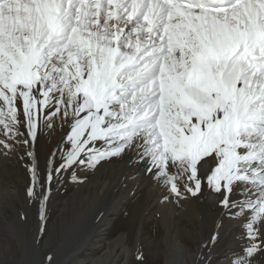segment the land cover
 <instances>
[{
	"label": "snow or ice",
	"instance_id": "6c2138e0",
	"mask_svg": "<svg viewBox=\"0 0 264 264\" xmlns=\"http://www.w3.org/2000/svg\"><path fill=\"white\" fill-rule=\"evenodd\" d=\"M53 117L69 131L48 183L128 150L162 202L223 194L244 221L231 264L264 253V0H0V150ZM29 171L43 225L48 192Z\"/></svg>",
	"mask_w": 264,
	"mask_h": 264
},
{
	"label": "rangeland",
	"instance_id": "374dc122",
	"mask_svg": "<svg viewBox=\"0 0 264 264\" xmlns=\"http://www.w3.org/2000/svg\"><path fill=\"white\" fill-rule=\"evenodd\" d=\"M38 139V141L42 139L41 134L38 135ZM33 150L34 148H32V157L34 158L37 151L33 152ZM43 152H46V148H43ZM37 153L36 156L39 155V152ZM17 157H15L16 159H9L11 162H8L7 165L12 163L9 166L12 165L16 168L20 165L23 166L22 171L24 169L26 171H23L22 175L19 173L14 177L1 176L0 178V188H8L10 191L13 190L14 192V195L9 197L8 192L2 191L4 189L0 190V213H2V215L0 214V224L1 222L3 224L0 230V238L4 240V244L1 243L2 241L0 242V264H51L53 262L52 254L60 247L59 244L61 245L64 239L74 235L75 232L73 231L75 228L71 226L74 221L78 220L77 216H74L73 219L75 220H70L69 227L66 226L65 220L61 219L63 210L65 209L70 217L74 215L75 210H69L68 205L64 206V204H62L63 200L73 198L72 195H74L78 189L75 186L76 184H74L75 182L82 186L84 183L90 182L94 174L92 172H94L95 169L91 168V171L87 172L83 167H79L76 174L67 171L59 177H54L53 181L48 183L47 176L49 172L52 171V167L57 165L55 164V159L54 165H50L49 161L52 157L46 158L47 160L41 157L44 161L41 162L37 172L38 183L43 185V188H39L38 191L42 194L48 192V199L45 203L47 222L43 230L37 231V221L32 213L40 208L41 202L39 199L33 200L27 196L28 188L32 183L29 169L33 159L30 158V160L26 153L23 157ZM56 157L58 158V155H56ZM58 161L61 162L60 159ZM84 189L88 188L84 187ZM145 197L146 193L144 196L142 195L138 201L137 199L128 201L127 204H125L126 206L124 205L123 208L119 210V214L114 218L111 227L108 228L105 235L96 238L91 245L84 248V251L77 254V257L75 256L71 259L68 258L64 260L63 264H114V261H117L118 264H173L167 261L166 255H164L165 253H170L171 247H166L165 243H162L165 232H163L161 221L155 217L143 216ZM229 198L230 201L238 200L236 193H232ZM26 199L29 200V217L31 220H34L32 221L33 227L29 229V234L34 235L35 241L33 240V247H38V250L33 249L34 251L31 257L25 255L24 249L27 248V246L20 231V221L24 215ZM70 202L71 204L75 203L74 200H70ZM232 211L235 212L236 210L233 209ZM5 212L7 214H5ZM224 216V218L221 219V222L224 221L222 224H226L225 222L230 220L231 215L229 209L226 208ZM173 219L174 224L177 225L175 230H173L175 231L173 238H176L179 242L177 244L180 246V249H178L179 254L184 251L186 264H200L199 262H202L201 264H224L227 260L231 261L234 255L227 258V260H223V258L232 255L235 253L234 251L240 252L246 243L242 238L243 240H241L240 244L238 243L240 247L232 249L233 247H231V244L233 242L227 235L226 229H222L215 242H213L212 237L215 235L216 231L214 225L209 223L204 225L205 221L203 220L198 222L197 226H195V221H192V219L190 220L189 217H183L180 222L186 225V227H189V229L187 228L184 231L178 227V225H181L180 227L185 226L180 224V222L177 223L176 216ZM6 225L9 226L8 229L5 228ZM80 228H82V224L78 226V229ZM69 233L73 235L67 236ZM242 233L243 232H241L240 235ZM36 235L39 236V239H35ZM124 238L125 241L123 242ZM122 242L124 243L123 245ZM68 246L69 244L67 245L65 243L61 250H66ZM124 246L129 249V253L125 250ZM138 255H141L142 258L137 259ZM49 258L51 259L49 260ZM198 259H201V261ZM192 260H194L195 263ZM254 264H264V253H260L254 258Z\"/></svg>",
	"mask_w": 264,
	"mask_h": 264
},
{
	"label": "bare ground",
	"instance_id": "6f19581e",
	"mask_svg": "<svg viewBox=\"0 0 264 264\" xmlns=\"http://www.w3.org/2000/svg\"><path fill=\"white\" fill-rule=\"evenodd\" d=\"M52 121L53 126L51 128H47L43 127L45 121L43 119L41 120V131L38 133V135L41 134L42 136V139L40 141H38L39 139L37 135L36 140L34 142L30 141V143L27 145L23 143L15 144L14 151L9 152L7 155L3 154V151L0 150V178L1 176L14 177L19 173L20 175H22V172L26 171L25 169L22 171L23 166L20 165L17 168L12 165L9 166L12 163L7 165L8 162H11V160L9 159H16L15 157L17 156L23 157L26 153L29 159H33L30 168L34 166L38 171L41 162L47 160L46 158L52 157V154L56 152L58 146L61 145L65 134L69 131L67 124L61 121L59 117H53ZM22 130L26 131L24 128H22L21 131ZM25 138L28 137H18L17 139L22 140ZM9 143H13V141H9ZM32 148H34L33 152H39L38 156H36L37 152L35 153L34 158L32 157V155H28L29 152L32 153ZM43 148H46V152H43ZM57 155L58 158L55 156L54 159L55 164L59 166L60 162L58 160L60 159L61 154L57 153ZM41 157H44V160H42ZM205 160H207L208 163L205 164L204 167L200 168L199 175L201 176L208 174L215 165V161L212 157H206ZM203 163L204 162L202 161L201 164ZM79 167H83L87 172L91 171V168L85 167L83 165L73 166V169H69L68 171L70 173L76 174ZM146 167L147 165L144 162L140 161L136 157V154L134 152L125 150V152L120 156H115L110 159L101 161L96 166V168H94L95 171L92 172L94 173L91 178L92 180L88 183L86 182L87 184L84 183L82 186L78 185L79 183H74L78 188H76L77 191H74L75 193L74 195H72V199L67 198L66 200H63L62 204H64V206L68 205V209L75 210V213L72 217H70L67 211L64 209L61 219H64L66 226L69 227L70 220H75L73 219V217L77 216L78 220L74 221V223L71 222L73 223L71 227L75 228L73 231L75 233L74 235L71 233L73 236L70 238H63V243L61 245L59 244L60 247L57 248V251L52 254L53 262L51 264H63L64 260L68 258L71 259L81 251H84V248L88 245H91L96 238H100V236L106 234L108 228L111 227L114 218L119 214V210L123 208V206L127 204L128 201H133L135 199H137L138 201V199L141 198L142 195L144 196L145 193L146 197L144 200L145 203L143 208V216L155 217L161 221L163 232H165L162 243H165L166 247H171V251H169L170 253L166 254L164 252L167 261L172 262L173 264H184L185 261L184 251L179 254L178 249H180V246L177 245L179 242L176 238H173L175 233V231L173 230H175L177 226L176 224H174L173 218H175V216L177 223L180 222V220L182 221L183 217H189L190 220L192 219V221H195V223L193 222L195 226H197L198 222L204 220V225H206V223H209L215 226V235H217V237L222 229H226L227 235L230 239H232L231 241L233 242L231 244V247H233L232 249H237L238 247H240L239 244L241 240H243L241 237L243 233L241 235L240 233L244 231L242 228L243 219L231 215L230 220L225 222L226 224H222L224 221L221 222V219L225 217L224 214L226 211V208L220 203V201L223 199V194L210 192L207 186L203 185L202 195H199L197 197H192L189 195L186 199L179 200L178 202H173L171 198L168 201L162 202L165 196L170 197L171 194L165 187H162L157 180L153 179L152 175L146 174ZM1 173L4 175H2ZM84 187H87L88 189H84ZM1 189H4L2 191L8 192L9 197L11 195H14L13 190L10 191L8 188H0V190ZM235 193L237 199H241V197L239 196V189H236L233 192V194ZM70 200H74L75 203L71 204ZM28 201L29 200L26 199L24 215L23 217L21 216L22 218L20 221V231L21 236H23V240L25 241L27 246V248L24 249L25 255L31 257L34 251L33 249H37L38 247H33L34 235L29 234V229L33 227L32 221L34 220H31L28 214ZM40 211L41 206L37 209L36 212L32 213V215L35 216V220L37 221V231L43 230L47 222L46 220V222L42 225L40 219ZM0 214L2 215V213ZM5 214L7 213L5 212ZM1 224L0 230L3 227V224ZM80 224H82V228L78 229V226ZM180 224H182V222H180ZM182 225L185 227H180L181 225H178V227L183 229L184 231L187 228L189 229V227H186V225ZM5 228L8 229L9 226L6 225ZM71 234L69 233V235L67 236H70ZM36 238L39 239V236L36 235L35 239ZM124 241L125 238L123 242ZM0 242L4 244V240H2L1 238ZM123 242L122 245L124 244ZM65 243L67 245L69 244V246L66 250H61ZM124 248L128 253L130 252L129 249L125 246ZM234 252L237 253L239 251ZM235 253L226 256L225 258H223V260H227V258L233 256ZM201 259L198 260L201 261ZM192 261L195 263L194 260ZM231 261L227 260L225 263H223L231 264ZM199 263L201 264L202 262ZM114 264H118L117 261H114Z\"/></svg>",
	"mask_w": 264,
	"mask_h": 264
}]
</instances>
